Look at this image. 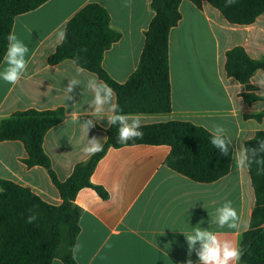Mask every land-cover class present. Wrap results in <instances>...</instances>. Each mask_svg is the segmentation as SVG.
<instances>
[{"label":"crops","instance_id":"obj_1","mask_svg":"<svg viewBox=\"0 0 264 264\" xmlns=\"http://www.w3.org/2000/svg\"><path fill=\"white\" fill-rule=\"evenodd\" d=\"M90 3L103 6L110 14L111 27L121 33V39L106 51L103 67L112 79L126 83L139 66L145 32L155 16L151 0H49L17 16L12 32L29 48L27 71L15 85L0 79V124L17 111L65 109L64 121L49 130L43 142L61 181L70 177L78 163L92 156L84 151L88 138L101 139L105 145L110 128L106 117L114 114L106 105L99 118L91 115L93 94L87 82L91 78L101 81L97 75L84 69L78 74L72 60L48 63L61 44L58 33L65 32L70 19ZM179 10L182 19L169 37L172 111L138 116L142 125L190 122L231 138L233 149H239L258 131H264V116L261 122L246 118L262 113L264 102H245L242 95L247 92L246 86L226 74V52L242 47L250 58L264 59V13L251 25L237 26L208 3L198 8L183 0ZM209 42L211 60L207 58ZM4 67L3 60L0 71ZM72 78L81 83L68 93L72 98L66 99L64 88ZM249 85L251 93L264 97V71L255 73ZM112 103L116 105V95ZM90 119L95 126L86 131L82 124ZM215 125L225 131L217 133ZM170 151L166 145L126 146L110 149L98 163L91 180L101 185L109 198L103 200L92 188L78 193L75 203L82 215L75 244L80 247L73 253L76 264H187L184 234H191L201 220L204 223L200 227L239 246L251 226L256 205L249 170H237L232 159L225 177L198 183L165 165ZM27 156L22 142H0V179L30 188L45 202L60 205L61 195L47 171L40 166L28 168L23 163ZM226 201H231L238 213L235 229L213 223L216 209ZM191 260L197 264L195 250ZM52 264L64 263L56 259Z\"/></svg>","mask_w":264,"mask_h":264},{"label":"trees","instance_id":"obj_2","mask_svg":"<svg viewBox=\"0 0 264 264\" xmlns=\"http://www.w3.org/2000/svg\"><path fill=\"white\" fill-rule=\"evenodd\" d=\"M49 0H0V64L7 49V35L13 31L15 18L31 12ZM183 0H151L155 12L145 32V46L140 63L128 81L120 84L103 67L107 50L121 39V33L111 27L108 11L97 3H90L67 23L66 40L48 58L50 65L66 60L77 64L107 83L116 95L117 111L122 114H163L172 111L169 66V37L171 30L182 19L179 10ZM196 7L204 3L217 9L224 19L233 25L248 26L264 13V0H235L226 7V0H188ZM259 70L264 71V59L249 57L242 47L226 52L225 71L245 85L242 96L246 103L263 101L264 97L251 93L250 79ZM264 111L258 115H246L261 122ZM65 119V109L17 111L0 124V142L20 141L28 154L23 163L28 167H43L58 189L62 203L45 202L30 188L12 181L0 179V264H52L58 259L64 264H76L72 248L80 234L82 209L75 203L84 188L96 190L103 200L108 192L93 184L91 178L98 163L110 149L126 146H170L165 165L173 171L198 183H213L229 174L232 149L228 155L211 144V133L202 126L185 121H168L142 125L143 138L120 144L117 141L118 126L107 130L108 138L103 151L78 163L65 181L59 180L49 156L43 149L46 134ZM264 131L246 142L248 147H259ZM258 159H264L262 153ZM264 164H253L249 175L256 196L251 226L243 233L239 248L244 264H264ZM35 216L33 223H27Z\"/></svg>","mask_w":264,"mask_h":264},{"label":"clouds","instance_id":"obj_3","mask_svg":"<svg viewBox=\"0 0 264 264\" xmlns=\"http://www.w3.org/2000/svg\"><path fill=\"white\" fill-rule=\"evenodd\" d=\"M235 0H226L225 6H231ZM130 6V4H125ZM7 49L4 56V62L6 67L0 71V79L3 81L15 85L17 84L24 73L27 71L28 61L26 56L29 53L28 46L18 39L14 32H10L7 37ZM58 40L63 43L66 40V32L61 31L58 33ZM73 64L77 66V73L83 72L77 64V60H73ZM81 81L77 78H72L68 81L67 86L64 88L67 96L66 99H71L68 93H71L74 86L80 84ZM88 90L93 94V112L91 115L99 118L100 111L104 106H111L114 114L107 116L108 126H118L117 141L120 144H127L129 141L138 140L143 138L142 121L138 115L122 114L117 111V106L112 103L115 95L114 90L105 82L99 81L96 78H91L87 82ZM83 128L88 131L94 127L93 120H87L82 124ZM217 133H223L225 130L222 126L215 125ZM211 144L214 148L220 150L222 155H228L232 148L231 138H226L222 134H212ZM259 147H248L244 144L239 149H232V159L234 167L237 170H250L253 164H264V159H258V157L264 153V140L258 142ZM104 145L101 143V139L93 137L88 138L87 146L84 151L88 155H94L103 151ZM264 169H258L260 174ZM35 216H29L27 223L31 224L35 220ZM238 213L232 206L231 201H226L222 206L216 209L215 218L213 223L217 224L220 228L227 227L229 229H235L238 227ZM204 223L201 220L196 227L192 228L191 234H184L188 245L189 259L187 264H193L191 260L192 252L195 250L198 261L197 264H239L242 258V252L239 246L230 239H222L221 236L206 228L200 227V224ZM199 244V248L196 249V245ZM79 245H75L72 248L73 253L79 250Z\"/></svg>","mask_w":264,"mask_h":264},{"label":"rangeland","instance_id":"obj_4","mask_svg":"<svg viewBox=\"0 0 264 264\" xmlns=\"http://www.w3.org/2000/svg\"><path fill=\"white\" fill-rule=\"evenodd\" d=\"M211 43L209 42V45H208V50H207V58L208 60H211ZM210 63V62H209ZM209 63H208V68H209Z\"/></svg>","mask_w":264,"mask_h":264}]
</instances>
